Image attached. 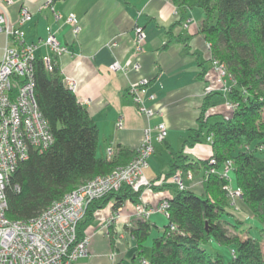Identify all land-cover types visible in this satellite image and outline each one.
<instances>
[{"label": "trees", "instance_id": "trees-1", "mask_svg": "<svg viewBox=\"0 0 264 264\" xmlns=\"http://www.w3.org/2000/svg\"><path fill=\"white\" fill-rule=\"evenodd\" d=\"M203 11L198 28L210 59L223 63L230 78L228 101L234 106L227 116L210 122V92L202 99L197 129L184 140L182 147L202 143L210 135L212 153L206 159H192L181 150L170 151L168 170L158 178H170L177 169L204 171L213 167L203 180V191L175 189L167 198L166 224L153 237L148 264H264L259 238L240 236L236 220L231 224L222 215L227 209L229 176L220 174L227 160L232 162L235 189L262 224L264 233V0H195ZM34 97L54 137L53 144L42 152L31 150L10 176L5 188L6 217L26 221L42 212L52 201L96 175L110 172L128 162L135 150L115 146L110 159L97 156L98 130L85 107L66 88L58 67L47 73L40 59L34 66ZM214 158L213 164L209 159ZM17 186V188H15ZM164 188L165 185H152ZM140 192L128 187L108 192L86 204L76 226L80 239L93 221L94 212L112 201L114 210L126 200L135 202ZM130 229L138 253L150 232L146 219L137 217ZM229 245L232 257L224 262L218 253L202 245L209 241Z\"/></svg>", "mask_w": 264, "mask_h": 264}, {"label": "crops", "instance_id": "crops-1", "mask_svg": "<svg viewBox=\"0 0 264 264\" xmlns=\"http://www.w3.org/2000/svg\"><path fill=\"white\" fill-rule=\"evenodd\" d=\"M48 1L57 18L49 5L45 6ZM20 5L27 6L31 12V19L22 26L27 43H40L52 32L60 44L73 52V55H59L57 67L61 79L70 77L77 81L73 93L98 130L97 149L100 148L101 155L97 156L105 158L109 146L135 150L143 130L160 122L167 128V141H163L166 149L177 152L183 148L191 130L198 127L204 88L206 91L212 88L205 72H215L212 66L202 62L207 54L211 59L208 45L198 32L204 14L196 7L195 0H12L6 9L13 22L17 20ZM69 13L79 22L76 36L65 22ZM136 25L145 33L140 49L135 46ZM0 36L1 57L4 37ZM49 52L39 44L34 54L39 59ZM128 59L139 68L125 71L109 68L113 62L123 65ZM141 79L149 81L144 103L156 112L152 117L140 113L127 93L128 87ZM150 95L153 100H147ZM118 121L121 127H117ZM176 141L180 143L178 149L173 147ZM182 151L192 159H206L212 153L205 140ZM169 158L170 154L167 166ZM164 172L150 170L148 165L145 175L155 178ZM198 172L203 175L202 170ZM192 184V181L188 183L189 189ZM161 185L165 187L143 189L135 202L126 200L117 210L113 209L112 201L96 210L84 231L90 239L88 254L71 264H108L110 252L114 253L116 264H136L138 250L130 232L137 219L135 204L141 202L151 209L146 218L151 227H156L159 217L166 220L156 207L171 197L174 189H170L169 183L158 184ZM149 257L142 258L148 262Z\"/></svg>", "mask_w": 264, "mask_h": 264}, {"label": "built area", "instance_id": "built-area-1", "mask_svg": "<svg viewBox=\"0 0 264 264\" xmlns=\"http://www.w3.org/2000/svg\"><path fill=\"white\" fill-rule=\"evenodd\" d=\"M11 3L12 0H0V35L4 37L0 57V264H71L88 254L89 237L84 234L80 239L76 237L77 222L83 216L88 202L123 186L133 192H140L139 195L143 189L163 182L173 184L178 190H184L193 180V174L190 170L177 169L168 179L145 175L147 158L154 152V142H163L167 135L165 124L160 122L153 128L143 130L135 154L126 164L85 180L26 221L7 218L5 188L9 185L11 174L27 159L31 150L42 152L54 141L49 125L34 97V66L37 59L34 52L39 44L49 49V53L39 58L47 73L57 67L59 55H73L72 51L59 43L52 32L40 43H27L22 26L31 19V12L27 6L20 5L17 20L13 22L6 9ZM50 3L46 2L45 6ZM48 8L57 18L53 8L50 5ZM65 22L70 25L76 36L80 26L75 15H66ZM134 35L136 49H140L145 37L142 27L136 25ZM211 66L223 84L222 89L226 90L228 87L229 90L231 78L224 64L213 58ZM109 68L112 71H125L128 68L136 70L139 65L128 59L123 65L113 62ZM61 80L66 88L75 91V79L65 77ZM148 84V80L141 79L132 83L127 93L131 95L140 113L152 117L156 112L144 103L145 88ZM153 98V95H150L147 100ZM225 104L229 110L233 109L231 102L227 101ZM117 127H121L120 121L117 122ZM205 141L210 144L211 136H206ZM113 150L111 146L106 148V159L111 158ZM214 162V158L209 159L210 164ZM230 170L232 163L227 160L220 174L227 177ZM214 172L216 170L210 167L204 174ZM226 190L231 198L241 196L240 189L231 191L227 186ZM167 207L168 202L165 199L158 203L156 209L167 216ZM150 210L141 202L135 204V215L139 218H147ZM113 257L114 253L110 252L108 264H116ZM140 260L141 264H148L144 259Z\"/></svg>", "mask_w": 264, "mask_h": 264}, {"label": "rangeland", "instance_id": "rangeland-1", "mask_svg": "<svg viewBox=\"0 0 264 264\" xmlns=\"http://www.w3.org/2000/svg\"><path fill=\"white\" fill-rule=\"evenodd\" d=\"M2 46L1 44V36H0V47ZM206 48V47H205ZM207 50V48H206ZM202 62L206 66H211V60L208 59V54L205 56L204 59H202ZM207 78L209 77L212 85L210 86L211 90L206 91V88H204V96L210 94V92H217L216 94L213 95V97L210 99V104L208 106L207 112L210 113H215L210 118V122H214L216 120H220L223 116L229 115L231 110H229L226 107L225 102L228 101V87L226 90L222 89V82L218 79V74L215 72H210L207 70L205 72ZM211 76H213L211 78ZM215 84V85H214ZM226 97H224V96ZM203 96V97H204ZM229 102V101H228ZM165 141L167 139L165 138ZM182 141V140H181ZM180 141V142H181ZM205 144V143H203ZM180 146L179 141H176V144L173 146L174 149H178ZM168 154L169 151L165 147L164 142H157L156 143V151L153 152L148 158L147 162L149 165L150 170H154L157 173H160L161 171H167L168 166H167V160H168ZM97 155H101L100 148L98 147L97 149ZM231 161V160H228ZM232 163V162H231ZM202 169H199L198 171H201ZM190 172L193 174V180L192 183L194 185H190L191 190L194 191L196 194H200L203 191V180L205 178V174L201 176V172H196L193 170H190ZM158 175V174H157ZM229 176V190L234 191L236 188L235 184V178L233 171L230 170L228 173ZM170 189H176L173 184L170 185ZM227 211L231 214H223L222 218L227 219L231 224H234L236 222L235 219L241 221V223H237V230L236 232L242 237V236H252L254 238H259L262 246V250L264 253V233L260 232L259 230L261 229V222L252 215L251 211L249 210L247 204L241 200V196L238 197H233L231 198L230 195L227 192V206H226ZM141 219H146L144 216L140 217ZM163 220V221H161ZM166 224V220L163 217H159L157 219L156 227H151L150 232L146 240L144 241L142 245V250H143V258L146 260L148 259L150 255V248H151V242L152 238L156 237L161 234L162 227ZM207 251L211 253H218L222 256L223 261L227 262L231 257H232V248L229 245H219L215 241H209L206 244L202 245ZM136 264H141L140 259H136L135 261Z\"/></svg>", "mask_w": 264, "mask_h": 264}]
</instances>
